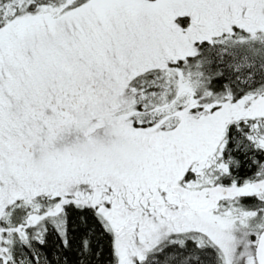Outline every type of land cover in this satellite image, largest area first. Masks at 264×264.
Wrapping results in <instances>:
<instances>
[{
	"label": "snow or ice",
	"instance_id": "obj_1",
	"mask_svg": "<svg viewBox=\"0 0 264 264\" xmlns=\"http://www.w3.org/2000/svg\"><path fill=\"white\" fill-rule=\"evenodd\" d=\"M0 264H264V0H0Z\"/></svg>",
	"mask_w": 264,
	"mask_h": 264
}]
</instances>
